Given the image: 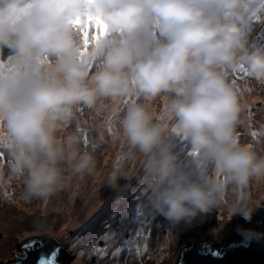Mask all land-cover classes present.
Here are the masks:
<instances>
[{
  "label": "clouds",
  "instance_id": "obj_1",
  "mask_svg": "<svg viewBox=\"0 0 264 264\" xmlns=\"http://www.w3.org/2000/svg\"><path fill=\"white\" fill-rule=\"evenodd\" d=\"M253 22L264 24V0H0V152L9 158L0 190L21 180L24 198L46 207L91 176L96 159L79 132L57 135L88 110L145 157L153 215L178 225L225 207L250 222L251 188L264 185V131L241 142L248 89L236 77L264 84ZM176 139L194 166L181 162ZM122 178L114 163L105 182ZM33 225L45 228L46 215Z\"/></svg>",
  "mask_w": 264,
  "mask_h": 264
},
{
  "label": "rangeland",
  "instance_id": "obj_2",
  "mask_svg": "<svg viewBox=\"0 0 264 264\" xmlns=\"http://www.w3.org/2000/svg\"><path fill=\"white\" fill-rule=\"evenodd\" d=\"M253 23V38L264 43V24ZM92 71H95L94 67ZM240 82L248 89L241 98L245 115L240 139L242 143H248L264 131V105L257 111L259 102H264V84L254 81L249 85L250 92L245 81ZM159 103L157 100L154 107L158 109ZM82 125L89 128L92 142L98 145L93 152L96 168L91 176L83 182L74 180L66 191L52 197L46 207L39 200L24 198L21 180L13 181L11 188L0 190V263H11L20 256L19 247L30 232L35 231L44 238L63 243L69 264H172L191 243L212 241L244 221L238 215H231L225 207L178 225L153 215L146 202V185L140 180L144 174L145 157L117 139L111 130L113 127L105 124L102 115L86 119ZM80 126L77 115L72 126L59 130L57 135H67ZM174 143L181 162L186 167L194 166L195 158L187 146L183 149L185 144L179 139ZM256 149L264 152V142L257 144ZM118 156L123 159L117 160ZM8 163L7 154L0 152V167L5 172ZM114 163L122 165L123 178L119 186L110 187L105 179ZM135 183L139 185L134 186ZM251 194V203L257 207L254 215L264 212V189L259 190L253 185ZM133 198H137L133 206L138 208L132 218L124 220L120 215L122 201ZM258 198L261 199L257 202ZM45 215L47 226L42 229L34 227V219ZM73 222L76 224L72 225ZM219 230L225 233L220 234ZM107 249L111 250L110 254Z\"/></svg>",
  "mask_w": 264,
  "mask_h": 264
},
{
  "label": "water",
  "instance_id": "obj_3",
  "mask_svg": "<svg viewBox=\"0 0 264 264\" xmlns=\"http://www.w3.org/2000/svg\"><path fill=\"white\" fill-rule=\"evenodd\" d=\"M238 225L264 234V212L254 215L250 222L244 220ZM30 241L36 243L29 249H25L24 245L20 247L21 255L10 264H40L41 260L47 264L54 251L55 264H69L63 243L44 238L35 231L30 232L26 243ZM217 242L219 244H215ZM172 264H264V236L259 240H246L235 226L212 241L191 243L175 257Z\"/></svg>",
  "mask_w": 264,
  "mask_h": 264
},
{
  "label": "trees",
  "instance_id": "obj_4",
  "mask_svg": "<svg viewBox=\"0 0 264 264\" xmlns=\"http://www.w3.org/2000/svg\"><path fill=\"white\" fill-rule=\"evenodd\" d=\"M236 78L238 79V81L244 80L245 83L248 85L250 92H252L249 85L251 83H253L254 80H245L243 76H237ZM95 115L96 114H93V113L89 112L88 110H84L82 113H78L81 126H80V128H78L76 130L79 132V134L81 136V140H83L82 141V148L87 149L89 151H92V153L95 151L94 149H96L95 146H98V145L96 143L92 142V139H91L90 135L88 134V131H90V130L87 126L82 125V122L86 119L89 120V119L94 118ZM237 131H238V129H237ZM183 147H185V146H183ZM136 185H139V184L135 183L134 186H136ZM136 199L137 198H133L131 200L126 199L125 201H122V208H120V211H121L120 215L124 220H126L127 217H130L133 213H135L136 209L138 208L136 205L133 206V203L136 201ZM129 223H131V225L134 224L131 221ZM141 223L145 224V222H143V221ZM200 224H201V222H200ZM109 226H110V224L107 227H109ZM137 243L139 244L138 240H137ZM215 244H219V243L217 242ZM106 251L109 252L110 249H107ZM105 255H107V254H105Z\"/></svg>",
  "mask_w": 264,
  "mask_h": 264
},
{
  "label": "snow or ice",
  "instance_id": "obj_5",
  "mask_svg": "<svg viewBox=\"0 0 264 264\" xmlns=\"http://www.w3.org/2000/svg\"><path fill=\"white\" fill-rule=\"evenodd\" d=\"M88 21H93L95 20V24H94V28L98 29L100 34H103L104 31H105V25L103 23V21L100 20L99 17H92V16H89L88 18ZM73 23L75 24H79L80 21L79 19H77L76 21H73ZM95 38V37H94ZM85 44H87V36L85 34ZM137 215L139 216L140 213H139V210H137ZM107 239V237H105ZM36 243V241H30V242H27L25 243L24 247L25 249H29L31 248L34 244ZM58 251V250H57ZM56 256V252L54 251L51 255V257L48 259L47 261V264H55L54 262V258ZM40 264H45V262L43 260H41Z\"/></svg>",
  "mask_w": 264,
  "mask_h": 264
},
{
  "label": "bare ground",
  "instance_id": "obj_6",
  "mask_svg": "<svg viewBox=\"0 0 264 264\" xmlns=\"http://www.w3.org/2000/svg\"><path fill=\"white\" fill-rule=\"evenodd\" d=\"M111 130H113V129H111ZM114 131V130H113ZM256 186V185H255ZM259 190L260 189H264V185H262V186H256ZM261 199V198H260ZM259 198L257 199V202H258V200H260ZM257 202H256V204H257ZM200 217V216H199ZM76 224V222H73L72 223V225H75ZM91 227V226H90ZM219 233H220V230H219ZM225 233V231L224 232H222V233H220V234H224Z\"/></svg>",
  "mask_w": 264,
  "mask_h": 264
}]
</instances>
